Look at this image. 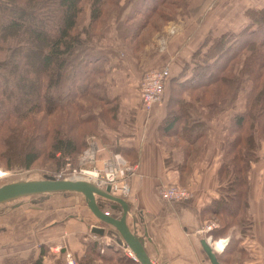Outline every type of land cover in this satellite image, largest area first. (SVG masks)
<instances>
[{
	"label": "trees",
	"instance_id": "1",
	"mask_svg": "<svg viewBox=\"0 0 264 264\" xmlns=\"http://www.w3.org/2000/svg\"><path fill=\"white\" fill-rule=\"evenodd\" d=\"M7 1L0 0V53L6 48L10 51L12 48L19 50L20 45L7 44L11 42L10 34L16 31L18 35L12 37L13 44L20 38L31 43L25 50L31 53V58L23 70L34 65L35 70L40 73L44 71L45 74L38 77L34 75L36 85L28 81L30 78L26 75L27 85L32 84L35 96L26 104L18 102L19 93L9 102L7 94L0 91V145L1 147L4 145L5 148L9 146L19 148L25 167H30L42 153L54 159L75 156L87 147L85 135L95 131L98 119H102L106 124L117 123V99L106 98V89L103 87L102 95L91 92L94 87H98L92 82V76L97 74L103 78V75L110 71L107 65L109 55L106 56L103 51L87 43L91 27L93 24L102 26L99 31L101 34L103 28L107 26L105 24L108 14L114 11L118 34L122 37H129L131 33V36L137 34L145 22L142 23L141 19L133 23L136 15L132 14L124 19L123 23L119 22L118 19L128 0H122V4L121 0H12L23 5L25 7L23 10L29 11L26 13L34 17L32 21L28 20V23L22 20L25 12L20 11L18 17L11 14L17 7ZM150 1L153 0L144 2L145 7L141 13L145 16L149 11ZM86 2H89L87 5L89 22L87 26L79 27L81 17L86 11L83 7ZM180 4L175 0L172 2V9L176 10ZM39 8L50 23L35 14V10ZM172 14L174 13H170ZM247 15L251 21L247 28L239 29L237 32L227 31L214 39L205 38V42L211 43L209 46V43H204L194 52V59L197 61L192 62L191 69L194 73L191 76L181 79L179 75L169 81L170 90L172 87L179 97L173 101L178 108L174 110L170 107L168 111L165 119L169 127L166 126L165 129H171L170 127L178 120H183L185 126L179 129L181 140L196 150H199L203 143L207 125L205 119L194 121L189 118L187 105L183 103L186 101L182 98L181 92L176 90L192 93L194 101L202 104L212 101L221 104L224 100L223 105H220V111L227 108L234 110L239 92L245 93L244 109L231 115L227 140L222 144L224 158L218 169V177L221 180L222 174L228 169V162L232 164L233 176L229 178L227 188L225 187L227 196L223 199L218 198V202H214L216 208L211 209L220 220L216 231H211L215 239L219 238L214 235L215 232L225 231L229 222L238 218L237 215L244 207L248 187L247 170L251 162L257 160V152L261 140L264 139V6L247 11ZM144 19L146 21L145 17ZM253 25L255 28H250ZM47 31L53 37L49 36ZM5 40L6 43L3 44L2 41ZM206 46L208 48L201 54L202 48ZM245 82H249V87L244 85ZM91 96L95 102L90 100ZM82 100L88 105H83ZM6 103L10 105L9 109L6 108ZM97 109H100V113L96 112ZM43 111L61 112L62 121L54 127L47 128L42 122L44 119L31 117ZM11 119L12 121H9ZM83 124L88 125L84 127ZM57 152L61 157H55ZM185 152L188 153L189 150L185 148ZM4 153L0 152V159L7 163L9 159ZM224 217L229 219L225 220ZM87 246L83 264H94L93 259L96 257L109 260L112 256L108 254H117L118 262L115 264H139L109 245H103L106 246L105 253L100 251L99 243L90 242ZM34 264H41V260L37 259Z\"/></svg>",
	"mask_w": 264,
	"mask_h": 264
},
{
	"label": "crops",
	"instance_id": "2",
	"mask_svg": "<svg viewBox=\"0 0 264 264\" xmlns=\"http://www.w3.org/2000/svg\"><path fill=\"white\" fill-rule=\"evenodd\" d=\"M190 2L191 5L176 8L171 20L160 30L159 24L155 23L154 27H145L133 36L131 33L129 37L118 34L114 17V22L103 28L99 40L101 45L108 46L113 51V61L107 62L111 67L107 74L106 92H113L109 97L117 99L120 117L114 130L106 135L112 144H98L100 160L96 165L102 167V159L106 158L110 151L118 152L130 163L138 165L137 174L131 177L130 193L125 197L130 204L128 223L130 227L132 225L137 229L139 236H142L146 229L148 239H145L144 247L156 264H211L199 242L206 233L198 230L205 227L211 219L217 223L215 229L219 227L217 217L211 209L216 208L214 202L218 200L223 189L218 177V169L224 158L222 144L227 140L231 115L235 111H242L245 104V93L240 91L234 110L227 108L218 114H212L208 119L205 117L207 129L199 150L191 149L190 152H185L186 147L182 145L183 140L179 133V129L185 126L183 120H178L171 129H165L166 126L169 127L165 118L170 107L174 110L178 108L173 102L174 99H171L170 79L179 75L182 78L189 77L194 73L193 70H183V67L192 66V62L197 61L194 59V52L204 43H209L205 42V38H216L227 31L239 30L228 23L223 32L216 33L219 31L218 25L223 20L225 22L223 14L228 9L219 5L220 3H213V0L208 4L200 0ZM141 9L142 7H131V1L128 0L119 22L123 23L130 14L136 15L133 23L141 19L142 23L145 22L146 16L140 12ZM208 46L202 48L201 54ZM100 48L98 45V49ZM162 66H168L170 70L164 100L160 105H155L148 114L141 108L137 80L145 69ZM176 91L182 93L186 107L197 109L202 114L212 113L216 108L215 103L195 102L192 93ZM128 113L131 114L130 117ZM195 118L201 121L200 117L192 119ZM191 122L193 121H189ZM257 156V160L251 162L247 170L246 201L237 215L240 221L236 224L240 227L237 230L241 233L235 231L240 237L238 248H234L233 253V246L226 243L221 251L213 250L219 264H264V139L261 140ZM170 182L186 187L190 192L189 197L183 201L162 198L159 191ZM105 210L116 217L121 214L110 209L108 204L105 205ZM137 215L139 220L136 219ZM77 220L68 218L59 225L53 224L54 227L63 229V237L59 242L65 241L71 244L72 248L77 247L78 236L87 231L86 224L94 222V219L88 217ZM228 227L229 225L226 229ZM25 230L24 226L16 228L18 248L12 254L8 251L2 252L10 238L8 235H0V264H21V260L30 257V253H25L22 248L25 246L23 241L27 238ZM225 232H215L214 235L221 237ZM102 241L99 242L100 251L105 252ZM27 242L29 243V239L25 241L26 244ZM121 249L124 250L114 248L115 251L119 250L125 254ZM229 254L232 255L228 259Z\"/></svg>",
	"mask_w": 264,
	"mask_h": 264
},
{
	"label": "rangeland",
	"instance_id": "3",
	"mask_svg": "<svg viewBox=\"0 0 264 264\" xmlns=\"http://www.w3.org/2000/svg\"><path fill=\"white\" fill-rule=\"evenodd\" d=\"M174 1L175 0H153L152 2L150 1L151 5L146 15V21L145 23L142 24L141 26L142 28L139 31H141L145 27L152 28L154 27L155 23L159 24V30L163 28V26L168 21L171 20L170 13L176 11L172 9V6H173L172 2ZM178 1L181 3L180 5L184 7L191 5V2H190L191 0H178ZM200 1L205 2V4H208L212 0H200ZM7 2L11 3L12 5H15L17 8H20V10L15 8L11 11V14L13 16L18 17L20 11H23L25 13L29 12V11L23 10L25 9L23 5H19L18 3L16 4V2L12 0H8ZM121 2L122 0L120 1V3ZM144 2L147 3V0L146 1L131 0V7H142L140 12H143V9L145 7ZM88 3L86 2L83 6L86 11H84V14L81 17L79 27L87 26V23L89 22V11H88V6H87ZM213 3H216V4L220 3L219 5H223L228 9V11H225L223 14L225 18V22L223 20V22L218 25L219 31H217L216 33H220V31L223 32V29H225L228 23L232 24L234 27H237L238 29L247 28L250 25L251 21H250V16L248 15L246 16V12L250 10L251 11L257 10L264 6V0H213ZM53 4H56V3H53ZM155 5H156V9H154ZM111 7L112 6H109V8ZM40 11H42L40 8L36 9L35 14L39 16L40 18H43L45 22L50 23L48 17H46V15ZM115 16H116L115 11L110 12V14H108V17L106 18L105 25L114 22ZM32 19H34V17L27 13L24 14L22 17V20H25V22L27 23H28V20L32 21ZM101 27L98 24H93V27H91L90 32L88 33L89 42L87 43L90 46L96 47V49H98V45H99L101 47L100 50L103 51V53L106 56L108 54L109 55L108 58L111 61H113L114 59V57H112L113 51L108 46L105 47L101 45V43L99 42L100 37L102 36V33L100 34L99 32ZM250 28H255V26L253 25ZM47 34L49 36H52L50 32L48 31H47ZM16 35H18L16 34V31H13L12 34H10L9 36V40L11 42L7 44H9V46H11V44L12 46L20 45L19 50L12 48V50L10 51V49L7 50L6 48V50L0 53V91H2V94H5V93L7 94V98L9 102L15 98L14 97L15 94L17 95V93H19L18 102L21 104H24V103L26 104L27 102L31 101L35 97L34 88L31 86L32 84L27 85V80H25L26 75L28 76V78H30L28 79V81L33 82L36 85V82L34 81V75L38 77V75L45 74V72L44 71H41V73L38 72L37 70H35L34 65H32L31 66L32 68L30 69L24 68L23 70V67L26 64H28V60L31 58V55H30L31 53L25 52L26 48L29 45L31 46V43L27 41H22L21 40L22 38H20L18 39L16 43L13 44L12 37L15 38ZM209 38L214 39L215 37H209ZM208 42L211 43L210 41ZM2 43L3 44L6 43V40L2 41ZM108 67L110 69L111 65L109 64ZM235 69H237V67ZM183 70L192 72L191 66L184 67ZM107 76L108 75L104 74L103 78H101V76L94 74L92 76L93 77L92 82L95 85H97L99 88L94 87V90H91V92H96L102 95V93H104L103 90H101L102 87L104 88V90L106 89L107 91V88H108ZM138 80H137V83H138ZM102 81H103V84H102ZM64 85H68V84L64 83ZM244 85L246 87H249L250 84L249 82H245ZM88 87H91V86H88ZM106 91H105L106 95L104 94L106 98L111 96V94H113V92L111 93L109 92L108 94ZM165 91H166V88H165ZM170 93H171V99L172 98L175 99L176 97H179V95L175 93V90L172 89V87H171ZM181 96H182V93H181ZM25 98L26 100L24 101L23 99ZM90 100L93 102L96 101L94 100L92 96L90 97ZM5 101L7 102V100ZM222 101L223 102H221V104L224 103V100ZM8 103H6L7 105L6 108L9 109L10 105ZM81 103L83 105H88V103L83 100L81 101ZM209 103L216 104V108L213 110L212 113L206 112L205 114H202V112H198L197 109H191L190 107H187L188 113H191V115H193L191 116L189 114V118L200 117V119L203 120L205 119V116L206 118H208L209 116H212V114H218L220 111L221 104L218 102H213V101L208 102L206 104H209ZM96 112L100 113V109H97ZM130 116L131 114L128 113V117ZM31 117H34L36 119H39V118L44 119L42 122L45 123L47 128H51V127H54L55 124L56 125H58V123L60 124L63 116L61 115V112L57 113L56 111H54L53 113L51 112L48 113V112L43 111L41 114L39 115L34 114ZM116 117H117L116 121L118 123L119 117H120V111L116 115ZM196 119L198 118H195L194 120ZM9 121H12V119ZM87 125L88 124H83L84 127H87ZM95 126L96 128L94 132L91 131V133L85 135V138H84L85 145H87V147L89 146V141L92 136L95 137V141L97 145L98 144L100 145V142L112 144L106 138V135H109V133L114 130V128L116 127V124L114 125L111 122H108L106 124V123H103L102 119H98ZM206 129L207 128H205V130ZM75 132L77 135L78 133L77 130ZM182 145L185 146L187 150H189L190 152L191 146L189 144H186L185 141H182ZM87 147L84 148V150H82L80 153L76 154L75 156H64L62 159L61 158H58V159L50 158L49 155L42 153L40 157L30 167H25L22 164L23 163L21 159L22 153H20L21 150L19 148L17 147L15 148L14 146H9L8 148H5L4 145L2 147L0 145V152L1 151L5 152L4 153L5 156L8 157L9 159L7 160V163L4 162L2 159H0V186L2 184L9 183L12 181H17V180L41 179L45 175L60 176L59 178H64V177L67 178L70 176V174L73 171H76V173H79L81 169H85V168L88 169L89 167H93V166L98 167L96 165V162L87 163L86 161H80L79 155L82 154L87 149ZM111 152H115V151H110L109 153ZM55 157H61L60 153L57 152L55 154ZM99 158L100 157L98 156L97 159L100 160ZM125 160L128 161V159L126 158ZM231 165L232 164L228 162V166H227L228 169L221 176L220 181L223 184V189L220 192V195L218 196V198L220 199H223L225 196H227V192H226L227 190L225 189V187L227 186V182H229V178L233 176ZM98 168H101V167H98ZM32 200H36V201H32ZM0 211H1L0 213H2L0 214V235H3V236L8 235L10 238L7 241V247H4L2 252L6 253L8 251L9 254H12L17 251L18 246L16 242L19 238L15 230L16 228L20 226L26 227L25 231H27L26 232L27 238L25 239V241L29 239V243L27 242L26 244L25 241H23L25 246L22 248L25 249L23 250L25 253H30V257L24 261L21 260L22 261L21 264L22 263L23 264H27V263L34 264L37 259L41 260V264L43 263L45 264H67L66 258H65L67 252L71 253V255L73 256L77 264H83V261H84L83 257L85 256L86 251L88 250L87 244L90 242L99 243L100 241L103 240L102 241V246H103L105 245L104 238L108 239L107 243L109 244L110 247L117 248L115 247L116 242L112 236L110 235L108 236L107 234H104L103 236H97L96 234H93L90 232V226L92 224H97V219L90 212V210L88 209V207L86 206L84 202L83 195L79 192H64V193L57 192V193H52L47 198H43V195L42 196L41 195L27 196V197L20 198V199L10 201V202L0 205ZM87 217L88 219H94L93 220L94 222L92 224H86L87 231H85V234L84 233L82 235L78 234L79 236L77 238L78 239L77 247L72 248L73 246L71 244L66 243L65 241L59 242L60 238L63 237V229L59 228V226L54 227V225H59L60 222H63L68 218H75V219H78L77 221H79L82 219H86ZM224 219L228 220L229 218L226 219L224 217ZM209 221H207V223ZM217 221L219 222L220 220H218L217 218ZM239 222H240L239 218L231 220L229 222V227L225 230L226 234L224 233L225 235L219 237L220 239H225L224 241L228 245L230 244L233 246L232 252L235 250L234 248L236 249L238 248V243L240 240V237H239L240 231L237 230V229H240V227L238 228V225H236ZM241 226H243V224ZM235 231L236 232L239 231V233L235 234L236 233ZM108 237H110L111 239H109ZM117 246H120V245L117 244ZM103 247L106 248V246H103ZM118 248H122V247H118ZM121 251L125 253L124 250L121 249ZM103 253L105 252L103 251ZM106 253H109V252H106ZM218 254H221V253H218ZM232 254L228 255V259L230 258V255ZM108 255L112 256L109 260H106L103 258H97V257L94 258L93 259L94 264H115V262H118L117 254H108ZM137 263L140 264L138 260H137Z\"/></svg>",
	"mask_w": 264,
	"mask_h": 264
},
{
	"label": "water",
	"instance_id": "4",
	"mask_svg": "<svg viewBox=\"0 0 264 264\" xmlns=\"http://www.w3.org/2000/svg\"><path fill=\"white\" fill-rule=\"evenodd\" d=\"M57 192L81 193L86 206L98 221L97 224L90 226L91 233L97 236L104 234L112 236L117 244L127 246L140 264H156L144 247L145 239H148L146 229L143 235L139 236L136 232L137 229L132 225L130 227L128 223L130 204L125 198L112 194L108 186L101 189L94 183L85 180L45 175L41 179L17 180L2 184L0 186V205L27 196L43 195V198H47ZM106 204L110 209L119 211L120 216L116 217L107 212ZM136 219L139 220L140 217L137 215ZM199 242L209 262L219 264L217 255L210 245V240L201 237Z\"/></svg>",
	"mask_w": 264,
	"mask_h": 264
},
{
	"label": "built area",
	"instance_id": "5",
	"mask_svg": "<svg viewBox=\"0 0 264 264\" xmlns=\"http://www.w3.org/2000/svg\"><path fill=\"white\" fill-rule=\"evenodd\" d=\"M169 77L170 71L168 66L149 68L141 73L136 87L141 108L145 113H151L155 105H160L163 102ZM98 149L99 147L95 141V137L92 136L87 149L79 155L80 161H86L87 163L97 162ZM102 164L103 166L101 168L93 166L88 169H81L79 173L73 171L67 179L91 181L98 188L105 189L108 186L113 194L128 196L131 190V177L137 174L138 165L128 162L118 152L109 153L106 158L102 159ZM54 177L59 178L60 176ZM159 193L162 198L172 201H183L190 195L186 187L178 185L176 182L167 183L160 189ZM216 227L217 223L209 221L198 232L206 233L205 238L208 241L210 240L212 249L221 251L226 242L224 241L222 246L219 247L218 243L220 239H214L210 233ZM108 238L111 239L110 237ZM107 241L108 239H105V243ZM107 245L109 244L107 243ZM115 247H122L128 257L137 261L136 256L127 246H117L115 243ZM65 258L67 264H77L71 253L67 252Z\"/></svg>",
	"mask_w": 264,
	"mask_h": 264
},
{
	"label": "bare ground",
	"instance_id": "6",
	"mask_svg": "<svg viewBox=\"0 0 264 264\" xmlns=\"http://www.w3.org/2000/svg\"><path fill=\"white\" fill-rule=\"evenodd\" d=\"M85 181H86V180H85ZM110 192H111V191H110ZM111 193H112V192H111ZM112 194H113V193H112ZM114 195H116V194H114ZM117 196H119V195H117ZM120 197L125 198L126 196H120ZM125 199H126V198H125ZM224 240H225V239H220V242L218 243V246H219V247L222 246Z\"/></svg>",
	"mask_w": 264,
	"mask_h": 264
}]
</instances>
